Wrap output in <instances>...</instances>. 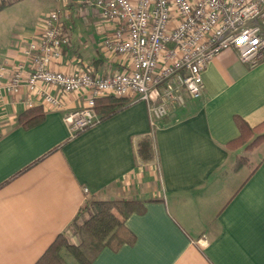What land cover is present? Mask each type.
Segmentation results:
<instances>
[{
	"label": "crops",
	"instance_id": "0c3cea01",
	"mask_svg": "<svg viewBox=\"0 0 264 264\" xmlns=\"http://www.w3.org/2000/svg\"><path fill=\"white\" fill-rule=\"evenodd\" d=\"M16 1L4 0L0 11ZM53 4L69 14L68 41L54 70L103 74L129 65L127 54L102 47L115 23L96 7L84 0ZM36 29L0 17V64L24 61L21 48ZM202 76V95H186L156 125L147 103L129 98L76 135L64 116L84 105L86 91L45 85L60 98L54 106L25 87L20 94L0 89V264H34L61 232L78 243L71 223L89 197L144 205L125 219L135 240L103 247L91 264H264V151L251 159L244 153L260 144L227 147L240 134L238 117L251 126L264 120V59L251 66L225 49ZM27 96L44 112L30 127L17 121ZM149 137L154 157L147 159L139 148Z\"/></svg>",
	"mask_w": 264,
	"mask_h": 264
},
{
	"label": "built area",
	"instance_id": "2783aa9c",
	"mask_svg": "<svg viewBox=\"0 0 264 264\" xmlns=\"http://www.w3.org/2000/svg\"><path fill=\"white\" fill-rule=\"evenodd\" d=\"M84 1L115 23L101 45L127 54L130 63L125 69L103 74L54 70L51 64L61 58L63 43L68 41L64 18L69 14L60 8L45 14L34 37L23 44L24 61L9 68L0 64V89L5 93L20 94L25 87L28 93L42 96L43 104L59 106L60 98L45 85L63 92L86 91L84 105L64 116L73 135L100 121L94 109L99 96L144 100L156 125L184 105L186 95H202L203 69L223 50L235 49L251 66L264 59V0ZM23 102L27 108L35 105L31 96Z\"/></svg>",
	"mask_w": 264,
	"mask_h": 264
},
{
	"label": "trees",
	"instance_id": "16d2710c",
	"mask_svg": "<svg viewBox=\"0 0 264 264\" xmlns=\"http://www.w3.org/2000/svg\"><path fill=\"white\" fill-rule=\"evenodd\" d=\"M5 4L1 3L0 7H4ZM128 102L129 98L126 96H99L95 99L94 109L101 120L120 111ZM43 119L42 106L27 108L17 117L18 124L24 127L35 125ZM238 123L240 134L227 143L228 148L235 151L249 150L264 142V120L251 126L245 119L238 117ZM139 152L147 159L154 157L150 137L141 142ZM237 159L241 162L246 157L238 156ZM143 208L142 201L130 198L107 200L87 198L71 223L79 242H71L68 236L61 232L34 264H70L67 255H71L76 264H91L103 247L118 249L125 243H132L135 234L126 227L125 219L132 212L142 211Z\"/></svg>",
	"mask_w": 264,
	"mask_h": 264
},
{
	"label": "rangeland",
	"instance_id": "374dc122",
	"mask_svg": "<svg viewBox=\"0 0 264 264\" xmlns=\"http://www.w3.org/2000/svg\"><path fill=\"white\" fill-rule=\"evenodd\" d=\"M14 6L0 11V17L7 21L17 22L19 25H39L42 17L53 10V0H17ZM85 29V27L83 28ZM264 143L260 144L253 152L244 154L250 156L251 159L259 158L263 154ZM70 261L75 260L71 255H67Z\"/></svg>",
	"mask_w": 264,
	"mask_h": 264
},
{
	"label": "snow or ice",
	"instance_id": "6c2138e0",
	"mask_svg": "<svg viewBox=\"0 0 264 264\" xmlns=\"http://www.w3.org/2000/svg\"><path fill=\"white\" fill-rule=\"evenodd\" d=\"M240 43H244V41H243V40H241V41H240Z\"/></svg>",
	"mask_w": 264,
	"mask_h": 264
}]
</instances>
